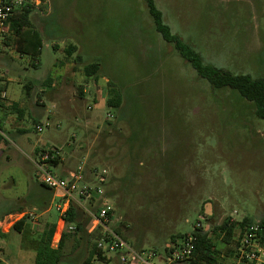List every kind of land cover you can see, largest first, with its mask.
<instances>
[{
  "label": "rangeland",
  "instance_id": "1",
  "mask_svg": "<svg viewBox=\"0 0 264 264\" xmlns=\"http://www.w3.org/2000/svg\"><path fill=\"white\" fill-rule=\"evenodd\" d=\"M155 2L171 32L205 64L264 80V0ZM29 18L43 39L36 61L18 53L13 39L0 56L7 102L21 110L0 112V216L7 215L5 228L26 221L22 232L0 238V264L31 263L47 224H56L53 246L60 247V200L33 163L37 150L54 148L57 175L85 167L84 184L103 193L80 200L85 220L110 206L112 228L137 251L164 259L172 237L191 235L200 222L223 264H232L236 243L211 230L226 218L264 220V120L255 105L200 78L156 31L144 0H46ZM93 63L100 70L88 77ZM67 78L88 83L87 93L66 92ZM112 89L120 108L108 107ZM96 170L108 172L104 184ZM96 231L91 222L85 234L68 233L61 264H83ZM107 258L94 263L120 264L115 254Z\"/></svg>",
  "mask_w": 264,
  "mask_h": 264
},
{
  "label": "trees",
  "instance_id": "2",
  "mask_svg": "<svg viewBox=\"0 0 264 264\" xmlns=\"http://www.w3.org/2000/svg\"><path fill=\"white\" fill-rule=\"evenodd\" d=\"M144 1L147 4L156 31L161 34L162 38L167 43L175 45L181 56L193 67L200 78L206 79L214 90L230 89L236 91L242 99L255 105L256 116L259 119L264 120L263 79H253L250 75L235 74L205 64L199 53H197L189 45L183 43V41L177 35H174L171 32L170 27L164 22L163 13L157 7L155 0ZM32 11L33 9L26 10L17 18L10 21L8 31L10 34L6 35L4 44L7 46V42L13 39L14 43L16 44V50L18 53H20L21 55H29L36 61L43 48V39L41 33L37 29H35L30 22L29 14ZM75 49V47H71L67 50L69 56H72V52ZM35 65L37 64L35 63ZM99 70L100 65L98 63L88 64L85 67V74L88 77H93L98 74ZM50 82L51 78H49L48 83ZM25 88L27 89V93L30 94V90L32 89L31 84L26 85ZM111 95L112 96L107 100L108 107L120 108L122 105V98L119 91L116 89H112ZM10 109L19 113L21 112V110L19 109V104L17 103H13L10 105H7L6 102L0 103V112L2 110L4 111ZM2 127V122L0 120V130ZM3 139L4 137L0 134V141ZM38 151L39 150H37V152ZM60 162L61 157H58V160L54 162L55 167H57ZM96 211H98V209ZM111 213H109L110 217L112 215ZM92 220V217L85 220L82 207L79 204L72 203L69 207L67 215L64 218L66 232H63L60 241V247L55 248L53 246V239L57 229L56 224H47L41 235L39 244L36 247L34 264H61L63 261V256L60 252L65 240L68 237V233H71L69 231V228L74 227L76 233L85 234V232H87V226L92 222ZM249 221L250 220L247 218L242 222H236L231 218H226L219 226L215 227L211 231L217 236L218 239H221L224 243L233 244L235 242L237 245L238 242L236 233L239 229L243 230L246 226H250L251 224ZM25 225L26 221L24 218H22L21 220L13 224V230L22 232ZM260 226L262 228L261 235H264V220L260 222ZM116 232L121 237H123L119 230H116ZM191 235L196 238L194 242L195 249L191 258L182 264H223L220 256V250L218 249L216 242L210 235V231H204L195 226V229L191 233ZM100 236V233L96 231L95 233H93L92 238L98 240ZM187 236L188 235L186 234H179L178 236L172 237V247L173 245L175 246L180 239H183ZM172 250V248H168L167 255H169ZM139 251L141 252L143 250ZM107 259L108 258L106 253L98 250L96 242L90 251L89 257L83 264H95V260L105 262L107 261Z\"/></svg>",
  "mask_w": 264,
  "mask_h": 264
},
{
  "label": "built area",
  "instance_id": "3",
  "mask_svg": "<svg viewBox=\"0 0 264 264\" xmlns=\"http://www.w3.org/2000/svg\"><path fill=\"white\" fill-rule=\"evenodd\" d=\"M46 0H0V50L3 47L6 35L9 31V23L26 10L38 9ZM5 75L0 73V103L7 101V91L5 88ZM5 82V83H4ZM36 129L41 133L44 126L39 124ZM60 153L57 149H41L37 152L33 161L38 177L47 189L59 192L60 200L57 206L61 221L67 215L72 203L79 204L85 197L101 196L103 193L98 188H92L84 182L86 180L85 167H79L76 171H70L67 176H59L54 172V162L58 160ZM98 183L104 184L107 181L108 172L106 170H96ZM79 184H83L80 186ZM112 212L110 206L101 207L91 215L95 230L100 229V238L97 240L98 250L107 254H115L120 264H153L156 259L162 264H182L189 260L195 249L196 238L192 235L180 239L172 247V251L164 259L152 251H137L114 228L111 227ZM201 229L200 222L196 225ZM70 227L69 231H74ZM206 231V230H204ZM237 235V245L232 264H264V235L260 223L246 226L239 229Z\"/></svg>",
  "mask_w": 264,
  "mask_h": 264
},
{
  "label": "crops",
  "instance_id": "4",
  "mask_svg": "<svg viewBox=\"0 0 264 264\" xmlns=\"http://www.w3.org/2000/svg\"><path fill=\"white\" fill-rule=\"evenodd\" d=\"M6 46V45H5ZM4 47V46H3ZM2 47V48H3ZM2 48H1V50H0V56L2 55V53H1V51H2ZM4 49V48H3ZM65 74H66V72H65ZM63 75H64V73H63ZM63 75H61L60 76V78L63 76ZM57 78V77H56ZM57 80V79H56ZM66 82V83H65ZM63 84H62V86H64V87H66V92H72L73 91V89L74 88H76V87H79V89H82L83 91H81V94L82 93H87V91H88V88H89V84L88 83H86V84H82V85H76L75 84V82L74 81H72V80H70V79H66V81H65ZM86 82H88V81H86ZM56 85L57 84H53V88H55L56 87ZM5 87H6V91H7V86L5 85ZM58 89H59V87H58ZM74 93V92H73ZM84 95H87V94H84ZM87 97V96H86ZM85 96H84V98H86ZM83 98V99H84ZM7 102V101H6ZM8 103V102H7ZM8 104H10V103H8ZM63 174H65V171L63 172ZM63 176V175H62ZM55 196L56 197H58L59 196V192H55ZM47 203V202H46ZM6 214H3V215H1L0 216V238L1 239H4V238H7V237H9L10 235H11V230L13 229V224H10V226L8 227V228H5L4 227V218H6ZM3 250V248L1 247V244H0V251H2ZM34 259H35V256L34 257H31L30 258V262L31 263H29V262H27L26 260H24V258L21 260V261H19V263L18 264H34L35 263V261H34Z\"/></svg>",
  "mask_w": 264,
  "mask_h": 264
}]
</instances>
